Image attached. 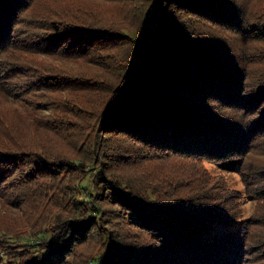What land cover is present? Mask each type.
Wrapping results in <instances>:
<instances>
[{
  "label": "trees",
  "instance_id": "obj_1",
  "mask_svg": "<svg viewBox=\"0 0 264 264\" xmlns=\"http://www.w3.org/2000/svg\"><path fill=\"white\" fill-rule=\"evenodd\" d=\"M35 1L0 0V91L42 96L33 110L49 104L53 115L42 116L48 133L37 142L27 122L21 136L0 117V194L21 206L31 198L44 225L39 237L2 222L0 264H264V168L247 171L264 139V0H143L128 25L75 15L69 1L32 12ZM38 55L119 69L121 81ZM66 89L110 97L79 124L58 97ZM73 131L77 150L58 149L54 140ZM164 155L237 166L254 212L203 237L236 220L223 210L226 188L199 191L172 170L120 172ZM82 183L88 199L78 198ZM12 238L15 250L1 243Z\"/></svg>",
  "mask_w": 264,
  "mask_h": 264
},
{
  "label": "rangeland",
  "instance_id": "obj_2",
  "mask_svg": "<svg viewBox=\"0 0 264 264\" xmlns=\"http://www.w3.org/2000/svg\"><path fill=\"white\" fill-rule=\"evenodd\" d=\"M68 1V4H70V11L75 15L82 12H86L89 17L98 14L107 18L110 22L120 25H128L130 20H135L136 16L140 17V15H142L141 9L144 8L142 4L143 0H36L31 10L32 12H35V9L38 8V11H46L49 7L58 8L60 10L66 5L63 2ZM153 27L154 25L151 24V27L149 28L152 29ZM126 30L128 31V29ZM235 43L241 47L240 42L238 43L235 41ZM37 59L41 62H47L50 64H62L71 69L78 68L80 71H83V73L93 75L94 77L97 76L99 79L110 82L111 84H118L121 81V71L108 66L94 65L85 60L67 59L59 56L38 55ZM80 93L83 95L84 91H80ZM100 94V96H95L94 91H89V96H81L77 95L76 91L73 89H66L60 92L61 96L58 97L62 100H68L71 107L70 110H76V114L72 112L70 116L75 117L76 121L80 124L87 123V118H91L92 120L98 118L102 107L110 97V92ZM36 99H43V97L36 96L32 99L26 96H10L8 93L0 91V117H4L5 120L6 117L7 120L11 118L15 123L12 127H14L16 129L15 131L19 132L21 136L27 122V125H29L28 130L31 134L34 132L37 142L39 139L46 138L43 136L48 133V128L46 127L47 123L45 122L46 119L42 116L48 117L53 115V110L48 104L47 106L38 105L37 107L40 108V110L34 111L33 106L35 103H32L31 106V100ZM72 103L74 106H71ZM79 108H81V110ZM219 110L221 115L227 117L231 116L229 110H224L222 108H219ZM33 112L38 114L37 118L33 117ZM73 134L74 135H61L62 139H60V141L59 137L55 140L53 139L54 144L58 149L77 150L75 145L79 146L78 142L82 141V133H74L73 131ZM117 138L118 136L113 135L110 137V140L114 143ZM263 141L264 139L262 138H258L254 141L253 148L251 149V159H249V162L251 161L252 163L247 169V171L257 174L259 177L263 176L262 169L264 168ZM116 142L121 143L123 142V139L120 138ZM139 162L140 164L137 163L136 166L133 167L125 166L120 169V172L126 176H131L133 174L134 177H137L134 173L140 174L141 172H144V176L153 178L154 176L172 170L177 174H183L185 180H187L189 184L188 186L194 187L199 191L205 186H211L213 183H215L214 186L216 188V193L225 191V188L228 190V197H226V200L223 203V210L231 214L236 220L234 224L215 222L209 227L207 232L202 231L201 234L205 238H209L217 232H223L227 229L230 230L234 228L238 223L237 220L248 218L255 210L256 200L250 198L246 193L245 182L242 180L237 166L235 165H219L204 160L177 158L173 155H164L163 157L158 158L155 157L151 160L145 158L139 160ZM83 182H87V180L84 179ZM83 184L85 183L78 185L77 195L78 198L88 199V194L91 190L87 188L88 186L86 188L82 187ZM30 199L31 198L27 199V202L29 203L21 206L17 202H12L8 197L0 194V224L3 222L10 226H16L17 229L18 227L20 228V226H23L26 227L22 228L25 232H30V234L35 233L40 237L41 233L38 229L41 225H44L42 224L44 217L39 215V213L42 214L43 212L39 207L33 205V200L30 201ZM199 232L200 230L198 233ZM33 237L37 238L36 236ZM13 241H15L14 238L10 239V241L9 239H6V241H2L1 243L8 244L10 250H15L14 247L10 246L15 244Z\"/></svg>",
  "mask_w": 264,
  "mask_h": 264
}]
</instances>
